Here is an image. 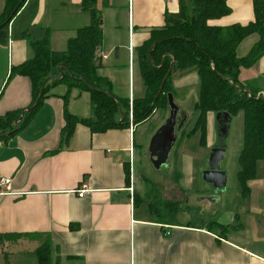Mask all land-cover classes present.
<instances>
[{"label": "crops", "instance_id": "crops-1", "mask_svg": "<svg viewBox=\"0 0 264 264\" xmlns=\"http://www.w3.org/2000/svg\"><path fill=\"white\" fill-rule=\"evenodd\" d=\"M227 3L231 12L210 19L211 25L254 21L253 0ZM82 5L83 0L24 1L9 23L7 43H0V116L32 107L30 78L11 74L12 68L31 58L32 43L46 36L52 50H65L77 30L91 22ZM4 7L5 0L0 13ZM96 9L103 28L97 71L132 109L147 94L137 49L153 29L165 25L166 13L179 11V1L97 0ZM254 40L245 39L239 53L244 55ZM239 79L264 96V56ZM200 81L196 71L172 76L177 126L187 116L189 95L196 105ZM67 90L65 85L52 88L28 123L0 140V177L12 179L11 191L0 190V264H39L34 252L47 238L59 264H264V175L249 182L248 197L241 189L236 208L223 207L222 190L194 189L187 148L194 127H187L188 120L168 166L154 169L147 145L168 118L169 107L154 110L141 123L130 116L127 126L105 132L77 123L70 140L63 141L66 109L94 118L90 93L74 88L66 100ZM216 124V113L209 111L201 147L216 145ZM160 177L166 184L156 186ZM83 184L89 192L80 197ZM220 226L228 231L223 234Z\"/></svg>", "mask_w": 264, "mask_h": 264}, {"label": "trees", "instance_id": "trees-1", "mask_svg": "<svg viewBox=\"0 0 264 264\" xmlns=\"http://www.w3.org/2000/svg\"><path fill=\"white\" fill-rule=\"evenodd\" d=\"M21 1L5 0L4 10L0 13V43H7L9 23L25 0L18 8ZM96 1L83 0L82 8L90 13L91 22L77 30L65 50H52L50 39L46 36L32 43L31 58L12 68L11 74L30 78L33 109L25 112L24 116L21 109L1 115L0 140L6 141L17 134L45 98L52 95L50 91L55 86L67 87L63 96L66 100L74 88L90 93L94 118H80L66 109L63 141H69L77 123H83L92 132L98 133L127 126L130 115L135 123L145 121L154 110L168 107V94L173 91V75L196 71L201 80L195 105L199 115L192 130L201 132L203 146L206 145L209 111L228 112L231 116L243 114V146L239 154L237 176L243 196L248 197L249 182L256 178L257 163L264 161V96L255 89L248 91L239 76L242 70L253 67L264 56V0H253L254 21L246 25L235 23L229 26L209 23L210 19L231 12L227 0H178L179 11L166 13L165 25L153 29L150 37L137 49L147 94L135 100L132 109L129 100L117 98L112 92V82L97 71V52L103 41V28ZM250 36H256V40L242 55L239 46ZM170 67L171 73L156 99ZM122 112L124 119L120 122ZM21 116L23 118L20 120ZM219 228L223 234L228 231L227 227ZM53 252L52 243L47 238L34 253L39 264H59L54 262Z\"/></svg>", "mask_w": 264, "mask_h": 264}, {"label": "rangeland", "instance_id": "rangeland-1", "mask_svg": "<svg viewBox=\"0 0 264 264\" xmlns=\"http://www.w3.org/2000/svg\"><path fill=\"white\" fill-rule=\"evenodd\" d=\"M4 0H0V11L3 8ZM200 90V89H199ZM200 92V91H199ZM199 94V93H198ZM84 96H87V93H84ZM198 97V95H197ZM197 97L196 100H197ZM187 104V127L191 130L195 122L198 118L199 112L196 110L194 106V97L192 95L188 96ZM80 103H78L77 107L80 108ZM131 116V115H130ZM221 125L216 124V146H221L226 149V153L224 154L221 164L220 170L226 176V182L223 188V192H221V196L223 199L224 208L226 207H238V204L241 200V186L238 180V169H239V154L243 146V114L240 113L236 116H232L229 132L227 136H224L220 133ZM189 130V131H190ZM201 136L200 131H194L188 137L187 140V148L191 151L192 163H193V178L192 182L194 185V189L202 188L206 192V189H212L209 183H207L204 179V172L208 169V157L210 155L211 149H205L199 145V138ZM179 163V161H178ZM173 168V167H172ZM264 175V161L260 160L257 163V174L256 178L259 179V176ZM255 178V179H256ZM164 179L158 178V182L154 183L156 186H163L166 183L163 182ZM182 183V181H181ZM156 194V190L153 195ZM162 195V192H159L158 196Z\"/></svg>", "mask_w": 264, "mask_h": 264}, {"label": "water", "instance_id": "water-1", "mask_svg": "<svg viewBox=\"0 0 264 264\" xmlns=\"http://www.w3.org/2000/svg\"><path fill=\"white\" fill-rule=\"evenodd\" d=\"M23 1L24 0H22L21 3L18 5V8L21 6ZM154 47L155 45L150 49L149 55H151V52ZM171 70L172 68L170 67L165 77L163 78L159 87V91L156 95V99L161 94L165 82L169 74L171 73ZM42 93L43 90L41 91L40 96L42 95ZM168 107L170 109L168 118L152 134L147 145L148 159L156 170H160L161 168L168 166L170 160V153L176 143L178 133L183 128L187 120L186 115L182 116V120L177 126V116L179 107L174 102V95L172 92L168 94ZM32 109L33 107H30L27 110L30 111ZM24 112L25 110L22 111V116ZM22 116L20 117V120L22 119ZM123 117L124 114L122 112V118ZM216 119L217 122L221 125L220 133L224 136H227L232 116L228 112H217ZM225 153L226 149L224 147H213L208 157V169H206L203 173L205 181L209 183L215 191L223 190L226 182V176L220 170V164Z\"/></svg>", "mask_w": 264, "mask_h": 264}, {"label": "built area", "instance_id": "built-area-1", "mask_svg": "<svg viewBox=\"0 0 264 264\" xmlns=\"http://www.w3.org/2000/svg\"><path fill=\"white\" fill-rule=\"evenodd\" d=\"M11 184L12 179L10 177H0V190H2V192L6 193L11 191ZM88 192L89 190L85 184L82 185V188L78 189V195L80 197H84Z\"/></svg>", "mask_w": 264, "mask_h": 264}]
</instances>
